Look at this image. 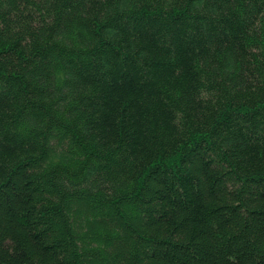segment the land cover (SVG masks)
Segmentation results:
<instances>
[{
  "label": "trees",
  "instance_id": "16d2710c",
  "mask_svg": "<svg viewBox=\"0 0 264 264\" xmlns=\"http://www.w3.org/2000/svg\"><path fill=\"white\" fill-rule=\"evenodd\" d=\"M0 264H264V0H0Z\"/></svg>",
  "mask_w": 264,
  "mask_h": 264
}]
</instances>
